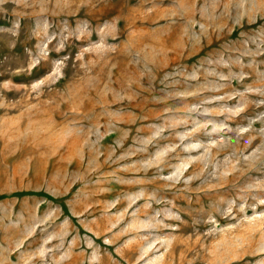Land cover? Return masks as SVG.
<instances>
[{
  "label": "rangeland",
  "instance_id": "1",
  "mask_svg": "<svg viewBox=\"0 0 264 264\" xmlns=\"http://www.w3.org/2000/svg\"><path fill=\"white\" fill-rule=\"evenodd\" d=\"M0 264H264V0H0Z\"/></svg>",
  "mask_w": 264,
  "mask_h": 264
}]
</instances>
